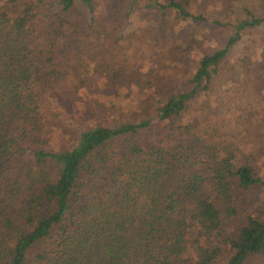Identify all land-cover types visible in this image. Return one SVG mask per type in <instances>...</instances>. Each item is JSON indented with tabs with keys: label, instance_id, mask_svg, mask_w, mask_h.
Instances as JSON below:
<instances>
[{
	"label": "trees",
	"instance_id": "1",
	"mask_svg": "<svg viewBox=\"0 0 264 264\" xmlns=\"http://www.w3.org/2000/svg\"><path fill=\"white\" fill-rule=\"evenodd\" d=\"M82 1L94 11V0ZM149 2L161 28L170 9L207 21L176 0ZM44 4L0 0V264H264V219L243 218L246 193L264 187L255 156L193 114L242 31L264 19L241 21L224 49L201 58L187 88H153L165 98L153 118L94 123L56 151L45 100L65 96L69 57L94 61L91 36L101 37L77 0L49 1L40 12ZM133 77L108 69L100 92L120 96ZM259 104L250 120L264 129ZM152 120L160 126L149 139Z\"/></svg>",
	"mask_w": 264,
	"mask_h": 264
},
{
	"label": "rangeland",
	"instance_id": "2",
	"mask_svg": "<svg viewBox=\"0 0 264 264\" xmlns=\"http://www.w3.org/2000/svg\"><path fill=\"white\" fill-rule=\"evenodd\" d=\"M49 1L53 0H45L40 12L49 9ZM159 1L167 4L171 0ZM176 1L207 21L180 19L176 10L170 9L161 28L160 8L149 7V0H94L93 12L77 0L81 10L95 20L93 28L101 39L93 38L97 37L93 34L90 43L98 55L94 61L70 56L66 66L71 69V77L65 85V96L45 100L48 129L54 137L49 148H71L94 123L116 126L153 118L155 109L165 101L164 96L153 94V88L164 87V94L187 88L201 58L224 49L241 21L264 19L263 0ZM241 35L215 74L212 88L195 103L193 114L216 134L237 137L243 152L254 154L257 175L264 178V129L250 120L262 108L259 103L264 104V22L245 29ZM178 44L182 48L179 45L178 53L173 55L169 49ZM120 68L133 73V82L122 81L125 88L121 95L105 99L100 92L101 79L108 69ZM190 118L184 116L178 122L186 124ZM152 121L155 124L145 133L149 139L160 126ZM246 195L249 207L243 218L253 214L264 219V187L255 186Z\"/></svg>",
	"mask_w": 264,
	"mask_h": 264
}]
</instances>
